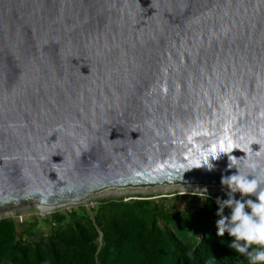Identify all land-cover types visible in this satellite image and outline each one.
Segmentation results:
<instances>
[{
  "label": "water",
  "instance_id": "95a60500",
  "mask_svg": "<svg viewBox=\"0 0 264 264\" xmlns=\"http://www.w3.org/2000/svg\"><path fill=\"white\" fill-rule=\"evenodd\" d=\"M229 155L264 170V0H0V211L222 186Z\"/></svg>",
  "mask_w": 264,
  "mask_h": 264
},
{
  "label": "trees",
  "instance_id": "16d2710c",
  "mask_svg": "<svg viewBox=\"0 0 264 264\" xmlns=\"http://www.w3.org/2000/svg\"><path fill=\"white\" fill-rule=\"evenodd\" d=\"M127 199L56 210L42 224L1 218L0 264H247L228 247L232 237L217 236L211 197Z\"/></svg>",
  "mask_w": 264,
  "mask_h": 264
},
{
  "label": "clouds",
  "instance_id": "9594fccd",
  "mask_svg": "<svg viewBox=\"0 0 264 264\" xmlns=\"http://www.w3.org/2000/svg\"><path fill=\"white\" fill-rule=\"evenodd\" d=\"M220 153L225 152L221 151ZM219 154L213 155L211 159H217ZM228 161L227 167L230 169L235 166L237 171L235 174L221 177L220 183L223 188L227 189L225 192L227 198L221 199L218 196L215 199L217 205L215 215L218 217L215 222L216 234L217 236H223L227 233L229 237H232L233 239L228 244V247L243 256L247 264H264V170H258L260 166L257 162L245 160L242 166L249 171L241 172L240 159L229 155ZM202 166L207 167L209 170L213 167L210 159L193 167ZM189 186L205 185L189 184ZM237 193H239V198H236L235 194ZM66 207L73 206L62 208ZM225 209H228L227 214H225ZM41 210L42 208L39 209V211ZM45 212L49 211L45 210ZM16 217L18 219L20 216ZM22 220L23 218H21V221L18 220V222L21 223ZM201 263L212 264L209 259Z\"/></svg>",
  "mask_w": 264,
  "mask_h": 264
},
{
  "label": "rangeland",
  "instance_id": "374dc122",
  "mask_svg": "<svg viewBox=\"0 0 264 264\" xmlns=\"http://www.w3.org/2000/svg\"><path fill=\"white\" fill-rule=\"evenodd\" d=\"M227 191L226 188H223L222 186L217 187H210V186H185V185H172V186H160V187H150V188H126V189H108L105 191H101L96 194H92L89 196L85 202L83 203V206L90 209L93 208L97 202L107 199H118V198H129V197H135V196H149V195H184L186 197L191 196H202L205 198H212L216 199V197H222L226 196L225 192ZM128 200V199H127ZM96 207V206H95ZM61 208L58 211H61ZM74 208V207H73ZM94 209V208H93ZM95 210V209H94ZM54 212V211H52ZM52 212H45V210L39 211L38 205L36 203L32 204H21L18 206H15L13 208H8L5 210L0 211V219L1 218H7L12 217L15 215H20L21 218H23L24 224H28L31 222L38 221V224H42V221L37 218L45 217L52 213ZM91 214L93 217L98 216L95 212L91 211Z\"/></svg>",
  "mask_w": 264,
  "mask_h": 264
},
{
  "label": "bare ground",
  "instance_id": "6f19581e",
  "mask_svg": "<svg viewBox=\"0 0 264 264\" xmlns=\"http://www.w3.org/2000/svg\"><path fill=\"white\" fill-rule=\"evenodd\" d=\"M53 210H56V209H53V208H50L49 211H53Z\"/></svg>",
  "mask_w": 264,
  "mask_h": 264
},
{
  "label": "built area",
  "instance_id": "2783aa9c",
  "mask_svg": "<svg viewBox=\"0 0 264 264\" xmlns=\"http://www.w3.org/2000/svg\"><path fill=\"white\" fill-rule=\"evenodd\" d=\"M18 220L21 221V217H18Z\"/></svg>",
  "mask_w": 264,
  "mask_h": 264
}]
</instances>
